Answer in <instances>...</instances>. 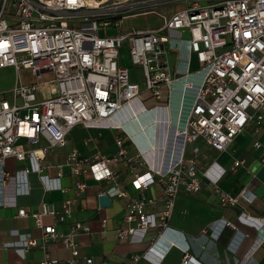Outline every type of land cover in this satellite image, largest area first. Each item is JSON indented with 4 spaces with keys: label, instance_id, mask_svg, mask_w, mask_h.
Segmentation results:
<instances>
[{
    "label": "built area",
    "instance_id": "2783aa9c",
    "mask_svg": "<svg viewBox=\"0 0 264 264\" xmlns=\"http://www.w3.org/2000/svg\"><path fill=\"white\" fill-rule=\"evenodd\" d=\"M97 1L0 0V71H27L34 78L24 83L17 76L9 94H0V206L9 205L4 199L8 180L14 182L17 196L30 194V173L39 176L46 192H65L62 178L67 167L78 179L75 189L81 195L87 188L85 176L115 181L116 167L125 164L139 195L131 199L125 217L134 226L119 229L118 237L141 243L150 230L163 229L154 247L168 237V242L163 239L168 249L179 247L188 253L184 235L166 226L175 199L183 190L197 195L203 179L218 187L225 174L223 169L212 171L215 162L199 170L202 150L197 143L223 153L250 128L254 135L264 133V0H186V8L164 18L158 30L126 34L124 18L114 24L106 20L117 17L122 2L109 6L110 0ZM112 29L117 33L111 35ZM125 42L133 65L144 72L145 89L130 82L129 70L122 65ZM194 62L197 67L192 69ZM77 126L119 133L116 152L84 156L74 150L51 177L41 162L52 150L65 148ZM42 141L43 147H26H39ZM253 146L264 163V141L256 139ZM8 159L30 165L12 176L5 168ZM243 164L235 161L232 170ZM160 183L165 185L166 209L158 215L148 213L147 206L155 201L143 191ZM114 194L128 197L118 190ZM240 199L252 203L255 196L245 189L238 196L223 195L221 204L233 207ZM72 205L66 201L60 213L48 204L31 215L19 210V217L34 220L44 242L61 240L72 251L68 264L77 263L76 238L90 233L89 226L72 223L64 235L45 225L44 217L66 223ZM239 219L258 228L264 225L245 214ZM226 226L235 230L227 250L236 254L249 235L232 224L216 221L204 234L217 240ZM27 241V249L39 244L30 236ZM86 263L92 264V259ZM40 264L61 263L45 255ZM184 264L198 262L191 257Z\"/></svg>",
    "mask_w": 264,
    "mask_h": 264
},
{
    "label": "crops",
    "instance_id": "0c3cea01",
    "mask_svg": "<svg viewBox=\"0 0 264 264\" xmlns=\"http://www.w3.org/2000/svg\"><path fill=\"white\" fill-rule=\"evenodd\" d=\"M185 1H180L183 5L174 13L186 8ZM196 67L194 62L192 69ZM118 134L109 130H88L77 126L69 135L67 146L52 150L41 165L45 173L55 177V167L64 165L68 154L74 150L84 156H91L98 151L104 154L115 153ZM256 139L264 141V133L254 135L250 128L237 136L223 153L209 150L201 141L197 143L202 150V156L198 159L199 170L206 171L215 162L212 171L223 169L225 174L218 187L208 179H203L201 191L197 195H190L183 190L175 199L171 214L166 219V226L184 235L189 246L188 253L179 247L168 249V237L163 238L166 243L162 239L154 247L163 229L150 230L141 243L122 241L118 237L119 229L134 226L125 217L131 199L139 195L131 185L133 173L127 165L116 167L118 179L115 181L102 182L95 180L92 175L85 176L83 180L87 188L81 195L75 189L78 179L65 167L62 178L65 192H46L39 176L30 173V194L17 196L14 182L8 180L4 199L9 205L0 206V264H40L45 255L59 260L61 264H68L67 261L73 257L72 251L66 249L61 240L44 242L43 233L36 228L34 220L31 217H19L20 209H25L31 215L42 212L44 204L60 213L68 200L73 203V214L66 223H60L52 216H45L44 223L56 227L64 235L69 233L72 223L80 222L89 226L90 233H81L76 238L80 251L76 264H87L88 259H92V264H184L191 257L198 264H264V225L258 228L239 219L245 214L264 221V163L261 161V151L254 149ZM42 143L39 147H26L37 149L46 145L45 141ZM129 155H135L134 149L129 150ZM237 160L244 161V164L232 170ZM29 165V161L8 159L5 168L13 176ZM164 189L165 185L160 183L143 191L146 197L155 201L153 205L147 206L148 213L158 215L165 211ZM245 189L254 194L252 203L240 199L238 205L233 207L221 204L223 195L238 196ZM115 190L128 193V197L116 196ZM103 195L111 198L112 204L109 207L101 206L99 199ZM220 220L227 221L243 234L249 235L236 254L227 250L235 235L232 227L226 226L217 240L204 234L214 222ZM28 236L36 239L38 246L27 249ZM255 246L258 247L256 253L250 254ZM136 257L139 258L137 261Z\"/></svg>",
    "mask_w": 264,
    "mask_h": 264
},
{
    "label": "rangeland",
    "instance_id": "374dc122",
    "mask_svg": "<svg viewBox=\"0 0 264 264\" xmlns=\"http://www.w3.org/2000/svg\"><path fill=\"white\" fill-rule=\"evenodd\" d=\"M109 2V0H105ZM145 0H110L109 6H113L114 3H121L119 11L116 12L117 17H109L106 20H110L113 24L116 20L124 18L123 28L124 34L136 33V32H150L158 30L164 18H168L174 14L176 10L182 7V0H148L145 5L141 4ZM184 1V0H183ZM137 5V6H136ZM112 8V7H110ZM134 8V9H133ZM147 12L148 14H144ZM117 33L116 29L110 31L111 35ZM176 34V33H172ZM129 44L124 43L122 54V65L126 66L129 70L130 82L138 84L142 89H145L146 79L144 72L140 66L133 65L130 54ZM17 76L21 78L22 82L30 83L34 80L30 72L21 71L19 74L13 69H5L0 71V94H9L14 88L17 82ZM43 143L40 145L42 146Z\"/></svg>",
    "mask_w": 264,
    "mask_h": 264
},
{
    "label": "water",
    "instance_id": "95a60500",
    "mask_svg": "<svg viewBox=\"0 0 264 264\" xmlns=\"http://www.w3.org/2000/svg\"><path fill=\"white\" fill-rule=\"evenodd\" d=\"M99 200L102 207H109L112 204V200L108 195L101 196Z\"/></svg>",
    "mask_w": 264,
    "mask_h": 264
},
{
    "label": "bare ground",
    "instance_id": "6f19581e",
    "mask_svg": "<svg viewBox=\"0 0 264 264\" xmlns=\"http://www.w3.org/2000/svg\"><path fill=\"white\" fill-rule=\"evenodd\" d=\"M90 2H93V3H99L100 1H97V0H90ZM107 1L104 0V2H102L101 4H106Z\"/></svg>",
    "mask_w": 264,
    "mask_h": 264
}]
</instances>
